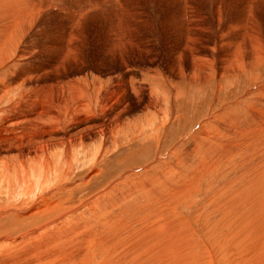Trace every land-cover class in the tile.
<instances>
[{
    "label": "rangeland",
    "instance_id": "1",
    "mask_svg": "<svg viewBox=\"0 0 264 264\" xmlns=\"http://www.w3.org/2000/svg\"><path fill=\"white\" fill-rule=\"evenodd\" d=\"M6 1L31 17L19 25L20 31L0 21L7 47L18 53L30 44L35 49L45 44L40 51L49 55H24L21 61L11 56L0 70L1 80H10L15 74L9 72L25 62L34 69L41 62L38 57L46 65L53 46L71 29L86 69L77 82L95 116L97 101L118 74L120 90L128 78L146 87L139 94L144 100L161 95L163 106L159 112H128L131 121L117 128L109 148L104 136L90 135L72 145V160L66 161V143H59L47 155L65 169L48 171L46 183L28 195L8 190L15 179L0 164V264H264V122H258V114L264 120V61L240 59L225 69L231 72L221 73L218 59L224 49L219 38L238 41L244 29L264 48V0ZM4 11L10 13L9 8ZM122 35L132 43L124 49L126 59L117 60L118 49L109 44L116 38L113 44L123 54ZM253 36L244 35L238 57L262 55L264 50H254L256 42L248 44ZM186 39L212 59L205 72L204 65L196 67L201 73L194 78L187 64L181 73L175 65ZM9 82V89H0V137L21 119L4 122L14 116L13 103L36 85L34 80ZM42 88L38 93H46ZM59 125L67 133L78 128L67 117ZM187 146L196 154L184 160ZM14 154L1 150L0 157L12 160ZM39 174L31 172L34 182ZM41 198L48 199L49 211L28 219L34 212L30 207L42 211ZM159 224L162 231L155 229ZM156 241L160 247H154Z\"/></svg>",
    "mask_w": 264,
    "mask_h": 264
},
{
    "label": "bare ground",
    "instance_id": "2",
    "mask_svg": "<svg viewBox=\"0 0 264 264\" xmlns=\"http://www.w3.org/2000/svg\"><path fill=\"white\" fill-rule=\"evenodd\" d=\"M7 8H9V12H10L9 14H6V12L4 11V9H7ZM30 20H31V17L28 16V14H19L18 9L15 5L9 4L6 0H0V21L7 23L9 26L11 25L14 27V25H16L20 31L21 27H19V25L22 26V25L28 23ZM75 20L76 19L73 18L71 20V22L74 21V23H75L76 22ZM9 26H8V28H9ZM5 28H6V25H5ZM18 29L12 28L9 30L14 32V31H18ZM3 30H4V24L2 22H0V40H1L0 41V70H3V68L6 67L7 64L11 62V60H13V59H11V56L14 57L13 61H19L20 58H24V55L26 56V58H30L34 54H37L38 56H39V54H40V56L45 54V53L44 54L41 53V51H40L42 48H44V50H45V48H46V47H44L45 44L37 46V49H35V46L31 47V44H30L28 47H25L23 51L19 50V52L17 53L16 48H10L11 46L7 47V43L8 44H10V43L8 42V38H6V37L3 38V36H4V35L2 36ZM244 30H245L244 35H246L248 37L253 36L251 34V32H248L246 29H244ZM244 35L242 37H240V39L238 41H235L236 39L235 40L234 39H226V37L219 38V42L221 43L220 47L224 48L223 51H221L219 54L220 57H218V59L221 62V70H220L221 73H226L227 71L231 72V71L225 70V69L232 68L231 65L238 64L240 59H244L243 62H245L247 59V60L255 62L257 64H259V62H261V61H264V52L261 53L262 54V55H260L261 57L258 55V53H257V55L252 54V55H249L247 57H246V54H243V55H241V57H238L239 53L237 51L239 50V47L241 48V46H242L241 43L245 39ZM1 36L3 39L1 38ZM17 37L18 36L14 37L12 42H14V40ZM122 38H123V40L125 39V37L123 35H122ZM256 38L257 37L253 36L252 39H249L248 44H253L254 42L257 43ZM76 39L77 40L79 39V38H77V34L73 30L70 29L65 33V35L61 38V40L58 42V44L53 46L54 53L46 58V60H47L46 65L41 63L43 61V58L38 57L41 62L38 61L39 63L36 64V67L34 69H32L31 63L25 62V64L21 68H18L17 71L14 70L15 73H14V71L9 72V75L15 74V76H11V79L9 78L15 84H21V83L24 84L25 82L32 81V80H34V82H35L34 85L36 84L34 87H31L29 89L27 88V91H22V89L20 90L22 92L20 93L21 96H20L19 100L17 102L13 103V110L14 109L16 110V111H14V116L12 115V118L7 119L4 122L9 121L13 118L16 119V117H21V119L18 122L11 123L10 126H13V128H8V130H11V131H9L10 133L7 132L5 135L0 137L1 142L2 141L6 142L5 145L3 143L2 147L0 148V152H1V150H3L4 152H9V151L15 152V154L12 157H10L13 161L10 159L9 160L1 159V157H0V164L2 166L1 170L4 171L5 174H7V175L12 174L13 175L15 180L10 181V183H8L7 188H8V190L10 189L11 191H13V190L17 191L16 195L20 194V193L28 195L29 193H32L34 190H37V188L39 187V185L41 184L42 181H44V184L46 183L45 175L47 174L48 171L53 169L54 170L53 173H55V172L60 173L65 169V167H63L61 169L60 163L54 162L52 157H50L51 155L50 156L47 155V153H49V152H54L56 145H58L59 143H62V142L66 143V145H65L66 148L64 150V157L67 159L66 161L72 160L71 159V151H70L72 145H74V146L80 145L83 142V139L86 137H89L90 135H94V136L102 135V136H104V138H105L104 139V146L106 148H109L110 144H111V139L114 138V132L117 130V128L120 126H123V125H127L128 122L131 121L127 117L128 112H131V114H132V113H136V112L140 113L142 110H144V113H145V112H147L148 109L151 110V108H153V110H158V112H159L163 106L161 95H156V96L155 95H148L146 100H144L143 95H139V94L141 92H143V93L146 92V87L143 85H140V84H136L134 82H133L134 84H132V82H130V80L128 78L124 82L125 83L124 84L125 89H123V91L120 90L118 88L119 86H117V82L120 79V76H119L120 74H118L117 76H115L116 77L115 82H114L115 84L109 90L105 91L102 98L99 97V98H101V100L97 101L98 102V114H97V116H95L94 113H92L91 109L89 108V102L85 99V97L83 95V91L85 89L83 88V86H81L79 81L77 82V78L79 76L84 75V73H85V71H84L85 65H84V61H83L82 57L78 53L79 51L81 53L82 48H80V47H82V46L81 45L78 46L79 44L77 45L78 42ZM112 40L116 44V38H113ZM193 40L196 41L197 43L200 42L198 38H194ZM188 41L189 40L186 39V42L183 43L184 45H183V47H181V51L179 53L180 57L176 56L174 59L176 60L175 65H176V67H177L176 69L178 70L179 73H181V68L185 64H187L188 68H190V71H191L190 73H192L191 77L194 78V74H196L197 72H200L196 67H199V65H204V67H202L201 70H202V72H205V70H208V67L211 66L210 64L212 62L210 63L211 58L209 56H208V59L204 58V56L202 55L204 53H201V49L197 48L199 46V44H196L194 46L193 41L192 42H188ZM79 42H80V40H79ZM113 42H111L109 45H111V48H113V49L114 48H116V50L118 49L117 50L118 54L115 56V58L117 60H119V59L125 60L128 54H127V51L124 49L128 45H131L132 42L129 41L128 39L123 41V43H124L123 44V51H124L123 54L120 51V46L119 45L115 46L113 44ZM135 43H137V42L135 41ZM204 43H205V41H204ZM118 46H119V48H117ZM262 46L263 45L261 43H257L254 46V50L258 51L260 49L261 51H263L264 48ZM78 47L80 48V50ZM47 55H49V52ZM206 65H208V67ZM230 70H232V69H230ZM51 71H53V72H51ZM1 73H3V72H1ZM127 73H130V72L128 71ZM71 75H75V77H73ZM126 77H127V75H126ZM205 78H206V76H205ZM10 80H4L3 81L0 79V89H9L10 88L9 85L11 84L9 82ZM26 85H27V83H26ZM40 86H41V90H43V88H44V87L42 88V86L46 87V90L44 89L46 91V93H43V91H42L43 94L40 93L41 92L39 90ZM37 89L40 91L39 93H38ZM129 93L132 94L131 99L129 98ZM90 94L89 95L87 94L88 99H91V97H92ZM96 95H97V92H96ZM11 98H13V95ZM14 98H15V96H14ZM130 104L134 105V107H130ZM252 109L254 110V108H252ZM139 113H137L136 115H131V119L133 116H137ZM253 113H254V111H253ZM258 115H259L258 122L260 124H263L264 120L262 119V117H260L261 114H258ZM262 116H263V114H262ZM66 117L69 119H72V125L78 126V128L75 132L67 133L64 131V129H62L63 127H60L59 122L63 121V119ZM157 118H158V116H157ZM231 120H232V118H231ZM14 121H17V120H14ZM229 121H230V118H227L226 122H229ZM142 125H143V123H142ZM223 125L228 126L230 124L224 123ZM4 127L7 128L6 126H4ZM238 127L239 126H236L234 128H236L238 131H240L238 129ZM139 132H142V131H139ZM13 133H15L14 135H16V136L9 135V134L13 135ZM57 134H59V135H57ZM204 136L206 138H209V137H211L213 139L217 138L215 135L210 136L209 134H205ZM155 137H156V135H155ZM201 138L202 137H200L199 139H201ZM192 143H193L192 145L197 146V143L195 141H193ZM25 151H27V152H25ZM28 153H31L32 155H29ZM195 154H196V151L194 149L191 150L187 146L185 148L183 154H181V157L184 160L185 159H192L193 157H195ZM4 158H5V156H4ZM178 161H180V160H178ZM31 162L34 163V165ZM34 169L40 173L39 174L40 176L38 178L36 177V182H34L33 177L30 176L31 172L32 173L34 172ZM59 178H60V175L56 176V180H59ZM147 183H148V181H147ZM140 186H141V184H140ZM143 187L145 188V186H143ZM53 190H54V188H52V191ZM55 191H57V190H55ZM115 198H116V196H115ZM146 198H147V196H146ZM103 202H105V200ZM39 203H40V205L43 206L42 211L38 212L35 210L34 207H30L29 208L30 211L34 210V212L30 213V211H29L30 214H29L28 219L38 218L42 214H44L45 211L46 212L49 211L50 204L48 202V199L41 198ZM148 205H150V204H148ZM112 206H113V204H112ZM119 208H121V207H119ZM140 210H142V209H140ZM137 211H139V210H137ZM115 219H119V218H115ZM155 229H157L159 231V229L160 230L163 229V226L161 227V225L159 224L156 226ZM169 242L170 241H167L166 244H168ZM150 247H151V249H150L151 251L150 250L149 251L152 252L151 255L152 254L155 255V253L152 250L154 249V247H160V241H156L154 247L151 244H149V248ZM152 247H153V249H152ZM161 250H165V249L161 248ZM174 254H176V252ZM39 260H42V259L39 258ZM37 261L38 260H36L34 262H37ZM130 261H131V259H130ZM6 263L12 264V261L11 262L7 261ZM121 264H123V263H121ZM153 264H157V263L153 262Z\"/></svg>",
    "mask_w": 264,
    "mask_h": 264
}]
</instances>
